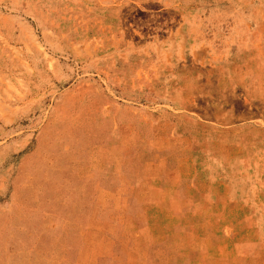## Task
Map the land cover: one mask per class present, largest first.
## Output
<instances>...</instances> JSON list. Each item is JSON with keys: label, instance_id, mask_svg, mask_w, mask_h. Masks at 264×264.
I'll return each mask as SVG.
<instances>
[{"label": "rangeland", "instance_id": "rangeland-1", "mask_svg": "<svg viewBox=\"0 0 264 264\" xmlns=\"http://www.w3.org/2000/svg\"><path fill=\"white\" fill-rule=\"evenodd\" d=\"M0 264H264V0H0Z\"/></svg>", "mask_w": 264, "mask_h": 264}]
</instances>
